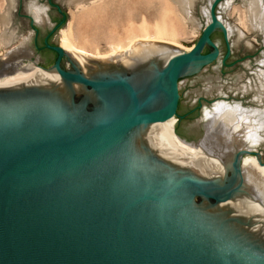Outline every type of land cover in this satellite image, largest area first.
<instances>
[{"label": "water", "instance_id": "95a60500", "mask_svg": "<svg viewBox=\"0 0 264 264\" xmlns=\"http://www.w3.org/2000/svg\"><path fill=\"white\" fill-rule=\"evenodd\" d=\"M218 1L191 51L139 40L81 67L49 44L66 18L50 4L56 58L36 66L56 72L0 85V264H264V198L240 173L259 154L190 174L143 146L148 125L182 118L180 81L218 58L215 32L229 54Z\"/></svg>", "mask_w": 264, "mask_h": 264}, {"label": "rangeland", "instance_id": "374dc122", "mask_svg": "<svg viewBox=\"0 0 264 264\" xmlns=\"http://www.w3.org/2000/svg\"><path fill=\"white\" fill-rule=\"evenodd\" d=\"M159 1L130 0V3L124 5L126 10L123 6L115 10V6L108 5L106 11L85 20L82 18L83 13L77 12L76 3L72 0H0V22L2 19L6 21L4 26L0 24V35H11L9 44L0 49V62L4 60V55L23 48L25 52L33 54V60L38 59L39 66L48 69L54 65L56 56L43 49V40L52 28L62 22V16L50 4L57 6L66 17L62 26L50 38L52 46H58L60 30L65 27L71 15L75 14L74 34L96 37L95 45L102 54L109 50L107 35L110 40L111 30L116 33L113 34L114 37H123V27L127 24L125 21L138 23L140 16L145 17L149 23L157 20L162 13V3ZM212 1L214 0H193L189 9L192 22H187L183 29L184 35L179 39L184 47L191 48L199 39L208 20V6ZM249 2L250 0L217 2V17L223 25L226 24L231 29L228 39L229 54L221 33L215 32L211 41L219 50L218 58L205 66L199 75L180 81L177 114L182 118L175 119L174 131L178 137L189 143L199 142L203 136L205 114L212 112L215 104H226L248 113L252 121V135L244 142V147L259 154V158L255 155L243 156V160L259 159L264 165V88L261 86V82H264V30L247 24L246 9ZM35 9L45 13L44 24L37 22ZM189 29L195 33V37L189 33ZM85 49L88 52L94 51L89 47Z\"/></svg>", "mask_w": 264, "mask_h": 264}, {"label": "bare ground", "instance_id": "6f19581e", "mask_svg": "<svg viewBox=\"0 0 264 264\" xmlns=\"http://www.w3.org/2000/svg\"><path fill=\"white\" fill-rule=\"evenodd\" d=\"M72 1L76 3L77 12L83 13L82 18L88 20L94 14L98 15L96 13L106 11L108 5L115 6V10H119V6L125 8L124 5L128 4L130 0ZM161 3L162 13L153 23H149L145 17L140 16L138 23L132 20L125 21L127 24L123 27V29L125 28L123 37L121 35L114 37L113 34L116 33L111 30L110 40L107 35L109 50L105 53L101 54L98 51L95 45L96 37L74 34L75 14L71 15L65 27L60 30L58 46L71 56L78 67L89 64L88 61L95 62L125 50L139 40L170 44L182 51H191L193 46L191 48L184 47L179 43V39L184 35L183 29L188 24L187 22H192L189 17V9L193 0H161ZM35 15L37 22L44 24L45 13L35 9ZM130 17L132 18V16ZM246 21L250 27L264 30V0H250L246 9ZM0 24L4 26L6 21L2 19ZM224 27L229 39L231 29L226 24ZM189 33L195 37L193 31L190 30ZM10 41L11 35L8 33L0 35V49H3ZM86 47L93 48L94 51L88 52ZM32 55L31 52H25L23 48L4 55V69L6 72L13 73L0 78V85L24 82L42 73L56 72L36 66L38 59L32 61ZM24 62L27 64L24 65ZM261 86L264 88V82H261ZM175 119L173 117L163 123L148 125L143 131V146L154 158L165 165L176 170L182 168L190 174L230 172L234 152L245 148L244 142L252 135L253 127L250 128L252 121L248 113L226 104H215L213 111L205 114L207 140L202 146H194L181 140L174 131ZM249 121L251 122L249 123ZM240 173L245 186L264 198V165L260 166L256 159L246 158L243 160Z\"/></svg>", "mask_w": 264, "mask_h": 264}, {"label": "flooded vegetation", "instance_id": "af4514ba", "mask_svg": "<svg viewBox=\"0 0 264 264\" xmlns=\"http://www.w3.org/2000/svg\"><path fill=\"white\" fill-rule=\"evenodd\" d=\"M49 33V32H48ZM48 35V34H47ZM52 36V35H51ZM51 36L49 37V39H48V41H49V44H50V38H51Z\"/></svg>", "mask_w": 264, "mask_h": 264}]
</instances>
